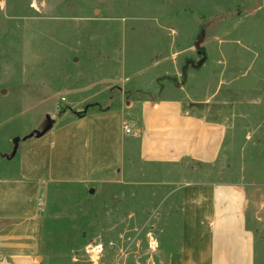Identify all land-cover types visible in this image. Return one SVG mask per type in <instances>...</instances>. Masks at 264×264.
Segmentation results:
<instances>
[{
    "label": "rangeland",
    "instance_id": "374dc122",
    "mask_svg": "<svg viewBox=\"0 0 264 264\" xmlns=\"http://www.w3.org/2000/svg\"><path fill=\"white\" fill-rule=\"evenodd\" d=\"M180 87L212 94L194 110L226 124L217 162L147 165L133 149L120 173L48 182L42 264H167L179 244L174 188L197 180L251 190L264 264V0H0V178L80 115Z\"/></svg>",
    "mask_w": 264,
    "mask_h": 264
},
{
    "label": "crops",
    "instance_id": "0c3cea01",
    "mask_svg": "<svg viewBox=\"0 0 264 264\" xmlns=\"http://www.w3.org/2000/svg\"><path fill=\"white\" fill-rule=\"evenodd\" d=\"M211 95L194 98L180 87L176 95L84 114L30 144L21 172L0 178V264H42L39 202L48 182H86L108 169L120 173L133 149L147 165H214L225 146L226 124L194 110ZM174 189L179 244L167 264H254L257 217L249 188L197 180Z\"/></svg>",
    "mask_w": 264,
    "mask_h": 264
},
{
    "label": "built area",
    "instance_id": "2783aa9c",
    "mask_svg": "<svg viewBox=\"0 0 264 264\" xmlns=\"http://www.w3.org/2000/svg\"><path fill=\"white\" fill-rule=\"evenodd\" d=\"M124 132H125L126 134H130V133L132 132L131 127H130V126H125V128H124Z\"/></svg>",
    "mask_w": 264,
    "mask_h": 264
},
{
    "label": "trees",
    "instance_id": "16d2710c",
    "mask_svg": "<svg viewBox=\"0 0 264 264\" xmlns=\"http://www.w3.org/2000/svg\"><path fill=\"white\" fill-rule=\"evenodd\" d=\"M80 116H82V115H80Z\"/></svg>",
    "mask_w": 264,
    "mask_h": 264
}]
</instances>
